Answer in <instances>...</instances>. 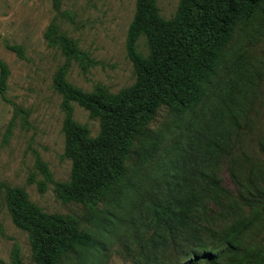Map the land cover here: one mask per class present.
Instances as JSON below:
<instances>
[{"label": "trees", "instance_id": "obj_1", "mask_svg": "<svg viewBox=\"0 0 264 264\" xmlns=\"http://www.w3.org/2000/svg\"><path fill=\"white\" fill-rule=\"evenodd\" d=\"M259 6L260 0H181L176 14L166 19L158 0H137L126 39L135 83L118 92L98 84L88 92L59 78L72 169L66 181H54L45 165L43 170L60 200L84 205L89 215L103 220V229L89 230L76 215L47 213L23 188L6 186L13 222L29 233L31 264H88L91 250L106 249L104 233L116 222L127 224L139 243L134 264H160V259L197 264L202 258L207 264L264 262L262 247L245 242L264 212V136L256 137L261 155L255 157L238 146L240 138L237 143L228 138L232 124L239 123L248 82L238 64L228 69L230 80L210 118L197 124L227 46ZM46 38L69 57L86 62V53L57 29L51 27ZM10 47L23 55L20 46ZM8 75L0 62L2 93ZM72 102L99 119L96 136L74 120ZM162 107L169 117L156 129ZM224 116L230 125H222ZM221 154L227 155L233 190L218 175L214 161ZM222 205L232 218L218 229L210 224V213ZM14 263L24 264L18 249Z\"/></svg>", "mask_w": 264, "mask_h": 264}, {"label": "rangeland", "instance_id": "obj_2", "mask_svg": "<svg viewBox=\"0 0 264 264\" xmlns=\"http://www.w3.org/2000/svg\"><path fill=\"white\" fill-rule=\"evenodd\" d=\"M180 1L158 0L162 16L172 18ZM136 3L137 0H0V62L9 70L6 91L0 92V264H15L16 249L24 264L32 262L29 233L13 222L6 202V186L23 188L29 199L47 213L76 215L89 230L103 229V220L99 222L89 215L84 205L60 200L43 169L45 165L54 181L68 180L72 169L64 134L67 113L63 95L57 89L60 77L88 92L98 84L118 92L135 83L126 39ZM51 27L75 41L86 53V62L69 57L60 46L52 45L46 38ZM11 45L20 46L23 55ZM140 46L146 53L144 38ZM234 64H238L236 68L248 82L239 123L232 124L228 138L231 143L240 138L238 146L254 157L256 153L260 156L256 137L264 136V0H260L254 16L227 46L210 86L212 97L198 125L210 118L212 108L219 103L218 97L230 80L227 71ZM71 104L74 120L96 136L100 131L99 119L92 118L77 102ZM168 117V108L162 107L154 127L160 128ZM224 117L222 125H230V118ZM188 118L189 115L182 126ZM238 128L244 132L240 136ZM214 163L222 184L233 190L227 155L217 156ZM226 211V205L214 207L210 224L223 229L232 218ZM110 228V232L104 233L106 249L91 250L87 254L88 264H134L140 252L134 232L124 222H116ZM101 231L99 236L103 238ZM245 242L260 245L264 251V212L247 231ZM206 260L202 258L197 264H207ZM165 262L160 259V264Z\"/></svg>", "mask_w": 264, "mask_h": 264}]
</instances>
